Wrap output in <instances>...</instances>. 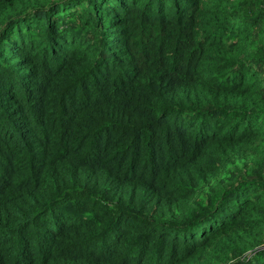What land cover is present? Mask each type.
Here are the masks:
<instances>
[{
    "label": "trees",
    "instance_id": "1",
    "mask_svg": "<svg viewBox=\"0 0 264 264\" xmlns=\"http://www.w3.org/2000/svg\"><path fill=\"white\" fill-rule=\"evenodd\" d=\"M0 264H264V0H0Z\"/></svg>",
    "mask_w": 264,
    "mask_h": 264
},
{
    "label": "rangeland",
    "instance_id": "2",
    "mask_svg": "<svg viewBox=\"0 0 264 264\" xmlns=\"http://www.w3.org/2000/svg\"><path fill=\"white\" fill-rule=\"evenodd\" d=\"M248 255H251V253L249 254V252H247V256H248Z\"/></svg>",
    "mask_w": 264,
    "mask_h": 264
}]
</instances>
